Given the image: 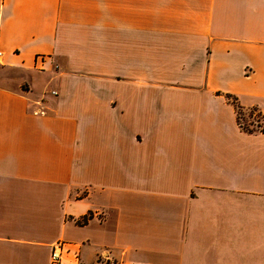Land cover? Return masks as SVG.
<instances>
[{"label": "crops", "instance_id": "obj_1", "mask_svg": "<svg viewBox=\"0 0 264 264\" xmlns=\"http://www.w3.org/2000/svg\"><path fill=\"white\" fill-rule=\"evenodd\" d=\"M0 50V264H264V0H0Z\"/></svg>", "mask_w": 264, "mask_h": 264}, {"label": "built area", "instance_id": "obj_2", "mask_svg": "<svg viewBox=\"0 0 264 264\" xmlns=\"http://www.w3.org/2000/svg\"><path fill=\"white\" fill-rule=\"evenodd\" d=\"M4 55V52L0 50V63L2 62V57ZM56 92V91H55ZM89 216H86L81 220V222H86L88 220ZM66 248V242L65 241H58L54 246V251L52 254V261L57 264H62L64 259V251ZM113 258L109 253H102L98 263L97 264H113Z\"/></svg>", "mask_w": 264, "mask_h": 264}, {"label": "rangeland", "instance_id": "obj_3", "mask_svg": "<svg viewBox=\"0 0 264 264\" xmlns=\"http://www.w3.org/2000/svg\"><path fill=\"white\" fill-rule=\"evenodd\" d=\"M240 123L246 128H258L261 112L258 109L242 110L239 114Z\"/></svg>", "mask_w": 264, "mask_h": 264}, {"label": "trees", "instance_id": "obj_4", "mask_svg": "<svg viewBox=\"0 0 264 264\" xmlns=\"http://www.w3.org/2000/svg\"><path fill=\"white\" fill-rule=\"evenodd\" d=\"M229 100L234 104L237 114H238V121L240 123V117L239 114L242 110H245L244 106L239 102L238 98L236 96H232V95H228ZM253 109H258V108H253ZM259 110V109H258ZM260 111V110H259ZM261 112V119H260V123L258 124V128H246L244 127L241 123V126L243 127V129H245L248 132H254V131H264V126H263V119H264V113L262 111Z\"/></svg>", "mask_w": 264, "mask_h": 264}]
</instances>
